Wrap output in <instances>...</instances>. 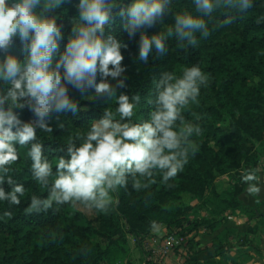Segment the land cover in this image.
<instances>
[{
  "label": "clouds",
  "instance_id": "1",
  "mask_svg": "<svg viewBox=\"0 0 264 264\" xmlns=\"http://www.w3.org/2000/svg\"><path fill=\"white\" fill-rule=\"evenodd\" d=\"M66 2L76 11L67 37L55 14ZM175 3L0 0V204L19 206L26 194L25 185L12 174L20 149H26L32 180L46 190L44 197L31 195L29 214L77 204L105 213L116 203L114 194L121 188L147 189L157 177L171 186L169 181L184 171L198 151L193 137L202 134L201 126L187 121L183 113L199 103L210 75L198 64L185 66L179 73L163 72L155 82L153 110L147 119L135 122L140 94L118 92L128 87L122 64V49L128 45L106 29L119 18L129 39L138 36L136 61L147 64L154 53H168L170 40L180 48H195L199 39L231 25L236 19L233 12L247 14L257 0H191V11L174 12ZM218 12L223 19L213 23ZM169 17L172 23L165 24ZM258 22H264V15ZM157 25L159 30L149 34ZM17 41L22 59L9 51ZM92 93L114 104V109L106 108L85 131L68 139L60 149L64 155L50 160L38 132L51 133L53 120L78 111L75 94L94 99ZM25 110L31 114L27 121L22 119ZM240 180L253 198L264 190L255 170L242 171ZM5 216L10 218L12 212L6 210L0 219ZM150 229L159 233L161 225L152 221ZM59 238L63 239L62 233ZM80 251L87 254L84 248Z\"/></svg>",
  "mask_w": 264,
  "mask_h": 264
},
{
  "label": "trees",
  "instance_id": "2",
  "mask_svg": "<svg viewBox=\"0 0 264 264\" xmlns=\"http://www.w3.org/2000/svg\"><path fill=\"white\" fill-rule=\"evenodd\" d=\"M184 9L192 10L191 0H176L173 11ZM55 14L64 24L67 37L75 9L66 2ZM232 14L236 19L231 25L218 28L207 39L198 36L199 44L195 48H180L173 39L169 41L165 56L154 53L147 64L136 61L138 36L129 39L119 18L111 29H106L128 45L127 49H122L128 87L118 92L140 94V106L133 118L135 122L147 119L153 110L155 82L163 72L179 73L185 66L198 64L210 75V85L202 88L199 103L183 113L187 121L201 126L202 134L193 137L198 151L190 157L184 171L169 181L171 186L164 185L157 177V182L147 189L136 191L131 185L127 189L121 188L114 194L116 203L105 213L77 204L54 206L46 213L29 214L26 209L31 195L44 197L46 190L32 180L30 161L24 156L26 149H20L21 157L13 166L12 174L25 185L26 194L19 206L9 208L7 203L0 204V216L6 210L12 212L10 218L0 219V264H116L122 250L115 242L126 241L125 235H130L141 246L140 239L152 233V221L186 239L187 254L197 252L194 240L198 231L206 229L213 235L223 228L214 243L221 255L240 239L237 229L226 227L230 217L242 215L250 224L264 221V214L258 207L249 208L240 201L247 187L240 176L225 189L218 187V181L225 176L255 170L259 177L262 170L264 22L258 21L264 15V0H257L247 14ZM215 17L213 23L223 19L219 12ZM170 23L171 17L165 18V24ZM158 30L159 25L150 29L149 34ZM9 51L23 58L18 41ZM75 95L78 111L53 120L51 133L38 132L50 160L65 154L60 149L76 132L85 131L106 108L115 107L106 103L102 96L95 97L94 93V99ZM30 117L28 111L22 112L25 121ZM184 197L195 204L181 205ZM257 228L259 226L255 225L249 231L253 233ZM54 233L57 234L55 240ZM244 246H249V242ZM81 248L86 249V255L81 253Z\"/></svg>",
  "mask_w": 264,
  "mask_h": 264
},
{
  "label": "crops",
  "instance_id": "3",
  "mask_svg": "<svg viewBox=\"0 0 264 264\" xmlns=\"http://www.w3.org/2000/svg\"><path fill=\"white\" fill-rule=\"evenodd\" d=\"M261 150V166L262 170L259 175V181L264 188V143L260 146ZM241 176V173H238L232 177L225 176L221 178L218 183L222 185V183H227V187L229 183L232 182L236 177ZM222 180H228V182H224ZM240 201L249 208H259L260 211L264 214V190H262L261 194L253 198L249 196L247 191L241 195ZM258 225L259 228L261 225L264 226V221L261 220L258 224L253 222L252 224L248 223V219L242 215L230 217L226 227L237 229L240 233V239L237 242H233L235 244L232 249L226 248L225 253L219 255L217 247L214 246L216 237L221 233L223 228L217 232L216 234H209L206 229L198 231L196 234V239L194 240V244L197 245V252L195 254L188 253L187 261L189 264H264V255H262V248L259 246V242L256 241L255 235L256 231L251 233L249 231L250 227ZM225 228V227H224ZM263 233V232H262ZM166 234H169V231L165 225H161V230L159 233H151L146 238L145 244L143 246H139L136 241L133 240L134 243V252L136 251V255L134 254L131 260H128L131 264H142L145 258L149 253V244L153 238H159ZM264 237V233H263ZM246 242H249V246H244ZM144 247V248H143ZM142 248V249H141ZM262 251V252H261ZM258 253V255L256 254ZM248 255L252 259H255L253 262H247L244 258L239 257V255ZM257 255V256H256ZM246 261V263H245Z\"/></svg>",
  "mask_w": 264,
  "mask_h": 264
},
{
  "label": "built area",
  "instance_id": "4",
  "mask_svg": "<svg viewBox=\"0 0 264 264\" xmlns=\"http://www.w3.org/2000/svg\"><path fill=\"white\" fill-rule=\"evenodd\" d=\"M187 240L177 234H166L153 238L149 253L142 264H189Z\"/></svg>",
  "mask_w": 264,
  "mask_h": 264
},
{
  "label": "rangeland",
  "instance_id": "5",
  "mask_svg": "<svg viewBox=\"0 0 264 264\" xmlns=\"http://www.w3.org/2000/svg\"><path fill=\"white\" fill-rule=\"evenodd\" d=\"M222 181L228 182V180L227 181L226 180H222ZM218 187L221 188V189H225L227 187V183H222V185L218 183ZM190 204L193 205L195 203H191V201L188 199V197H184L181 205H190ZM173 232L174 231L169 232V234H175ZM262 232L264 233V226L263 225H261L260 228L256 229L255 235L259 234V236L256 237V241L259 242L258 244H259L260 248H262V250L264 251V237H263V233ZM146 237H142L140 239L141 246H143V244H145V242H147L146 241V239H147ZM125 238H126V241H116L115 242V246H118L122 250L121 255L119 256V258L115 262L116 264H131L128 261V260H131L129 258H131L134 254L136 255V251L137 250H135V252H134V246L136 244L134 245V243H133V240L136 241L135 238L130 236V235H125ZM98 241L102 242L100 239H98ZM256 254L258 255V253H256ZM262 255H264L263 252H262ZM239 257L244 258L247 262H253L255 259L260 258L258 256L257 258H253L252 259L248 255H241V254L239 255ZM246 261H245V263H246Z\"/></svg>",
  "mask_w": 264,
  "mask_h": 264
}]
</instances>
